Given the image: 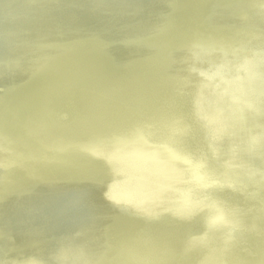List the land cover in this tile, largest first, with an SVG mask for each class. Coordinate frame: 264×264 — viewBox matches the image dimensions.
I'll return each mask as SVG.
<instances>
[{
	"label": "bare ground",
	"instance_id": "1",
	"mask_svg": "<svg viewBox=\"0 0 264 264\" xmlns=\"http://www.w3.org/2000/svg\"><path fill=\"white\" fill-rule=\"evenodd\" d=\"M263 13L264 0H0V61L21 73L20 85L6 84L0 100L3 148L20 166L0 170V179L8 174L0 184V264H264V161L255 157H264ZM200 88L208 94L200 104L215 112L211 126L190 102ZM11 114L17 120L4 128ZM182 123L192 142L178 146L197 167L160 153V174H149L143 146L130 170L118 160L131 152L118 144L138 140L145 126L160 144L187 138L174 131ZM204 129L222 130L217 153ZM251 156L256 172L241 167ZM183 170H207L218 185H233L203 196L187 190L194 185L178 177ZM120 172L130 182H119ZM109 182L117 204L170 213L150 218L113 207L102 194ZM123 189L133 194L122 197ZM177 197L211 206L178 211ZM216 208L228 216H216ZM178 212L187 217L172 215Z\"/></svg>",
	"mask_w": 264,
	"mask_h": 264
},
{
	"label": "water",
	"instance_id": "2",
	"mask_svg": "<svg viewBox=\"0 0 264 264\" xmlns=\"http://www.w3.org/2000/svg\"><path fill=\"white\" fill-rule=\"evenodd\" d=\"M263 6V5H262ZM262 13V12H261ZM261 13H258V15L261 16ZM263 19H264V13H263ZM180 22H184V19L183 18H180L179 20ZM236 21L247 27V28H253L251 26V24L249 23V21L247 19H244V18H238L236 19ZM202 28H204V26H201ZM73 34L76 35V32H73ZM245 44V47L250 50L251 52H253L254 54L258 55V47L253 44L252 42H244ZM200 44V43H198ZM196 44V45H198ZM198 49H201V50H204V47H201L200 45L197 46ZM232 56H237L239 57V54H236V53H232ZM227 65L229 67H233V63L231 61H229L227 63ZM20 69L17 67V65L15 63H13L11 66H5L4 64H2V62L0 61V100H1V97L2 95H4V90L6 89L5 88V85L10 83L9 85H11V88L14 89L15 87H18L20 85ZM227 81L230 82V90L232 92H237L238 89H237V85L235 84V82L233 83L232 82V78L230 77H226ZM19 83V84H18ZM196 95L198 96V98H191L190 99V102L192 104V107H194V111H195V114L196 116L198 117L199 121L201 123H205V124H208V126H211L209 124H211L212 122H214L215 120H213L215 117H211L213 115H215V112H214V109H212V106H208V108H204L205 106H202L200 104L201 100L204 99V98H207L208 97V94L207 92L203 89V88H200L198 89V93H196ZM10 96H7V98H9ZM262 98L264 100V94H262ZM174 99L177 100V101H180L182 100V98L179 96V95H176L174 96ZM10 103H12L11 101V98H10ZM163 103L164 105L166 106H169V102L167 100H163ZM60 119L62 120H66L68 119V113L66 111H62L60 112V115H59ZM172 117V116H170ZM209 117V119H208ZM17 120V116L16 115H12L10 116L9 119H7L5 121V124H3L2 126H4V128H7L8 126H10L12 124V122L16 121ZM72 122L76 125H81V122L78 120V119H71ZM213 120V121H212ZM244 120V118H242L240 120V122H242ZM146 128V131L147 133H140L139 135V139L138 140H131V141H128L127 143L126 142H123L122 144H118V145H121L124 149L126 150H129L131 152H119V154L121 155L120 158H118L119 161L122 162V164L124 166H126L128 164V170H130V166H133V164H136V160L135 158L133 157L134 155L136 156V153L138 151V149L143 146L146 148V152H148L150 155H149V158L147 159L148 161V165L146 164V170H149V174H152V173H157V174H160L157 170H154L157 168V165L156 163L158 164L161 160L157 158V156L160 154V153H164V154H167L169 157H173V158H176L177 160L175 161V163H178L179 160H182V161H185L191 165H194L195 167H197V163H196V159L192 156L191 153L181 149L179 146H178V143H189V142H192V129L191 127L187 124V123H182L180 127H176V129L174 130L175 132H183L185 134V136H187V138H184L183 140H174L173 138L171 137H166L165 140H163L162 143L160 144H156L152 141L151 137H150V132L152 131L151 128L147 125L145 126ZM210 129V128H208ZM208 129H204L205 131L208 130ZM227 130H230V127H228L227 129H225L224 131H227ZM256 132H260L261 131V128H256L255 130ZM201 133H205L204 131L201 132ZM206 136L208 137V139L210 138V140H213V144H214V153H217L219 151V149L217 148L218 144L216 142L217 138H219L220 136H223L224 137V134H222V130H208L206 132ZM111 138H114V136H110ZM258 136H255L254 138L257 139ZM6 139V141L8 140V138L5 136H3L1 133H0V156L1 155H4L6 158L5 161H4V166H1L0 164V170H4V167H7L9 174L15 170L16 168L20 167L19 164L13 159L10 157V155L7 154V151L3 148V143H6V141L4 140ZM61 142V141H60ZM55 142V147H59L62 142ZM75 143V142H74ZM111 144V143H109ZM108 145V144H107ZM106 144H100V148H105V146H107ZM118 145H116L115 147H118ZM174 146H176L179 150H174ZM264 147V146H263ZM56 148V149H57ZM264 149V148H263ZM87 152L90 153V155H94V152H90L88 150H86ZM264 151V150H262ZM247 153L248 154H251V152L249 150H247ZM7 154V155H6ZM232 158L234 159L235 158V148L232 149ZM137 157V156H136ZM253 156L251 157H247V160L244 161V163L241 165V167H245V168H251L252 170L250 172H256L254 170V168L251 166V163H250V158H252ZM255 157H258V159L260 161H264V157L261 155V154H256ZM138 158V157H137ZM26 161H29V158L25 157ZM139 159V158H138ZM203 159L206 161V162H209L210 161V157L207 156V157H203ZM243 159L239 160L240 162L242 161ZM146 161V162H147ZM174 161V160H173ZM173 161H169V162H166L165 164L166 165H169L168 168H171V169H176V166L175 164H172ZM103 162V161H102ZM105 163V162H103ZM264 163V162H262ZM172 164V165H171ZM156 165V166H155ZM163 165V163L161 164ZM226 165H230V162H226ZM155 166V167H154ZM164 166V165H163ZM228 168L231 169L230 166H227ZM206 172V173H205ZM204 172V175H201L199 172H190V171H184L179 174L178 177H184V179L188 182H190V184H192L193 187H190V188H187V190L189 189H192V188H196L199 193L201 195H205L209 190H211L212 188L216 187L219 182H215L216 180H213L212 179V174L210 172H208L207 170ZM249 172V171H247ZM118 174V173H117ZM264 177V174L262 175ZM7 177H8V174L4 175L2 177V179H0V184L2 183H6L7 181ZM121 179V181H119ZM119 182H122V183H126V182H130V175L128 172H120L118 174V179H117ZM112 181V180H111ZM110 181V182H111ZM105 187L104 191L102 192L103 194V198L108 201L109 203L112 204L113 207L115 208H118V209H124V210H127L130 211L132 214L136 215V216H141V217H149L150 218H160L166 214H169L170 212H167L166 209L162 208V207H159L157 210V212L155 213H150V212H147V211H143L141 209H138V208H135V207H130L128 208L127 206H125V204H117V203H120V202H117L116 200H114L113 198L111 199L107 194L108 192H110L109 190V187H110V183ZM223 183L222 185H218V186H227V187H232L233 185V182L230 180V179H224L223 180ZM216 185V186H215ZM127 186V185H126ZM125 189L121 190L122 191V197L123 196H126V197H129L130 195L129 194H133L132 192L130 191H124ZM120 191V192H121ZM135 194H137V192H134ZM187 196L188 198L190 199H194V196H192V192H188L187 193ZM186 198V197H185ZM184 197H177L175 198V203H176V210L180 211L182 209H186V210H189V212L191 213H197L199 210L201 209H204V208H207V207H210L211 205L208 204V203H204V202H198L196 201V203H194L193 206H189L187 204V202L185 201ZM173 213V212H172ZM171 213V214H172ZM215 214L216 216H220V217H227L228 216V211H226L225 209H219V208H216L215 210ZM174 215V217H177L178 219H185L187 217V214L185 212H178L176 214H172ZM89 221H93L91 219H89ZM228 228H230L231 231H235L236 229H238V226L236 223L234 222H230V225L228 226ZM88 234L90 235V237H94V233L89 230L88 231ZM0 240L2 241V239L0 238ZM106 242V244H111L112 242L109 241V240H104ZM118 246H120V244H118ZM82 253V252H81ZM2 260V259H0ZM90 260V259H89Z\"/></svg>",
	"mask_w": 264,
	"mask_h": 264
}]
</instances>
